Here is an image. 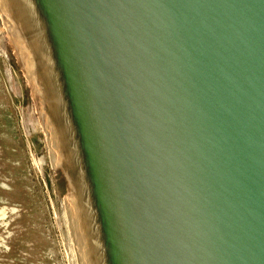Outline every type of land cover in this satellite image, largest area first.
<instances>
[{"label":"water","instance_id":"95a60500","mask_svg":"<svg viewBox=\"0 0 264 264\" xmlns=\"http://www.w3.org/2000/svg\"><path fill=\"white\" fill-rule=\"evenodd\" d=\"M72 264H264V0H0Z\"/></svg>","mask_w":264,"mask_h":264},{"label":"rangeland","instance_id":"374dc122","mask_svg":"<svg viewBox=\"0 0 264 264\" xmlns=\"http://www.w3.org/2000/svg\"><path fill=\"white\" fill-rule=\"evenodd\" d=\"M0 264H72L1 30Z\"/></svg>","mask_w":264,"mask_h":264}]
</instances>
